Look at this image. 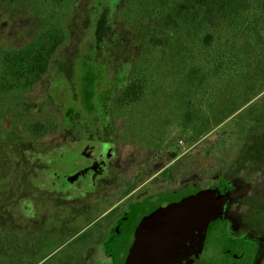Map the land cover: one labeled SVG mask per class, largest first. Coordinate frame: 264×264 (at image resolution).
<instances>
[{"label":"flooded vegetation","instance_id":"obj_1","mask_svg":"<svg viewBox=\"0 0 264 264\" xmlns=\"http://www.w3.org/2000/svg\"><path fill=\"white\" fill-rule=\"evenodd\" d=\"M62 50L60 48L53 55L49 69L53 68V61ZM2 52L3 49L0 50V69ZM71 60L66 62L62 60V63L57 66L59 72L56 78L59 74H63L61 78H68ZM61 78L53 80L51 86L56 98H59V95L64 97V87L65 89L67 87L59 83H62ZM116 78L115 74L108 75L107 86L100 91L104 95L91 97L89 104L85 107L80 106L77 92L71 89L73 91L68 98L63 100L66 105L64 108L67 112V128L63 129V126L62 129L60 128L61 116L57 109L56 113H53L54 122L52 120L50 124L52 130L50 133L40 135L42 127L47 125L49 119L26 124L25 133L35 142L45 136L58 135L61 132L60 140L51 150L36 147L33 152L27 151L26 157L34 155L30 161L14 159L11 162L14 167L25 164L27 174L24 176V172L21 171L19 174H22L24 178L19 182L16 181L17 176L13 172L9 178L12 179L11 185L8 188L7 186L4 189L0 188V258H3L6 252L8 264H31L32 262L44 264L63 250L64 257L61 259V264H117L115 246L127 236L142 217L165 205L199 197L215 200L221 207L219 215L211 219L201 230L202 242L205 246L211 243L220 248L216 253L217 263L262 264L264 261V193L250 192L255 183L250 182V176L253 171L264 169V102L257 103L254 97L238 110L239 112L243 109L245 112L248 110L243 113L247 114L244 115L247 117L244 121L248 124L252 119L259 121V126L255 130L256 133L260 132L259 136L248 139V150L244 155L238 152L239 145L246 138L245 126L248 124L241 127L240 123L236 127L237 132L231 138L232 145L238 144L234 151L230 153L227 150L228 145L216 147L215 167L219 170L215 176L207 180L206 172H203L199 173L198 178H187L186 173L188 175L190 169L189 161L193 155L189 153L190 147L188 150H183L185 153L179 154H177V148L182 147L181 145L185 146L187 141H191V137L183 140V135H179L182 139L178 146L174 139H169V142H161L157 139L158 137L164 139L169 126L178 124V121L180 127L193 134L191 124H185L180 120L185 113H191V107L183 108L184 112L180 113L181 116L178 119L174 116L175 98L168 96L161 97L165 100L163 109L166 107L168 112L159 110V105L147 107L142 104L129 107L131 111L128 109L127 112L117 110L115 107L117 95L126 83L121 85L114 80ZM42 80L31 92L17 94H20L21 98L32 93L42 84ZM60 89L62 92L57 93ZM249 103L248 108H245ZM93 104L98 107L96 112L91 107ZM150 109L153 111L150 112ZM114 112L122 116L133 113L140 115L128 128L120 132L116 129L120 125L119 122L111 118V113ZM237 113L232 116H236ZM70 118L72 123L68 121ZM32 125H34V131L29 128ZM129 135L132 136L135 144H119L121 138H127ZM123 148H127L125 156L122 155ZM144 152L145 158H143ZM202 156L206 157L205 154ZM179 161L183 165L176 175V164ZM36 165L45 176L39 192L34 187L38 172L31 171L32 168H36ZM182 176L185 180H182ZM48 178L50 181L47 180ZM154 181L157 182L153 184L154 189H146L147 184ZM177 183L181 186L176 187ZM48 185L50 196L56 201L63 200V204L68 205L65 209L59 208V204L53 212L54 217L56 216L53 227L57 228L59 240H63V236L67 233L71 234L61 244L58 243L59 240L48 244V241H44L45 234H33L35 229H39L41 233L45 229L34 227L45 216L42 212L44 208L42 201L43 191L47 190ZM114 192L119 195L124 193L116 203H113L111 199L116 196ZM7 202V205H3ZM76 203L77 206H73ZM94 212L96 215L92 219L89 216ZM65 213L74 220L72 222L77 224L64 225L62 217ZM6 216L9 221L7 230L5 225L1 224V221L6 220ZM81 220L82 225L79 224ZM49 247L55 249L39 260L43 250ZM192 258H196L195 254L190 257V260Z\"/></svg>","mask_w":264,"mask_h":264},{"label":"rangeland","instance_id":"obj_2","mask_svg":"<svg viewBox=\"0 0 264 264\" xmlns=\"http://www.w3.org/2000/svg\"><path fill=\"white\" fill-rule=\"evenodd\" d=\"M157 1L159 2V0ZM151 2V0H74L67 22H65L69 38L62 47L63 50L53 61V68H48V73L43 78L42 84L32 93L21 98L19 95L16 100L14 98L11 101L8 96L0 92V188L3 187L4 189L6 186L8 188L11 185L12 179L9 178L13 175V172L17 176L16 181L19 182L27 174L25 172V164L22 163L16 167H14L13 163L11 164L14 159L30 161L34 155L31 154L26 157L25 153L27 151L33 152L36 147L42 150H51L53 146L57 145L61 132H57L58 135L45 136L35 142L32 137L27 136L28 134L25 133L24 129L28 122H40L41 120L49 119L48 121L51 124L52 120L54 122L53 113H56V109L59 110L58 114L61 116L60 120L58 119L60 128L62 126L63 129L67 128V112L64 108L66 106L64 98H68L71 91H73L71 89H75L74 91L77 92L80 105L85 107L89 104V98L92 95L96 97H99V94L104 95L100 91L106 88L105 86H107L106 83L108 82L106 77L108 75L115 74L117 78L114 80L122 85L129 81L134 71L142 66L143 62H147V65L149 63L152 64L150 70L154 71H152L153 80L158 87L161 84V77L171 67L169 81L172 82V88H174V83L177 87L176 81L179 80L178 75L180 72V65L177 63L180 60L175 58L179 51L177 48L186 41L190 44L191 40L188 41L187 39L190 38V28L195 23H191L189 18L185 19L188 24H191L188 27L187 34H185V39L182 40L184 33L178 29L179 18L176 20L179 6H176L177 8L172 6L169 10H165L162 17H160L148 11ZM182 5L185 6L186 1ZM231 5L233 6V3ZM45 25V17L35 7L34 0H0V50L29 44ZM255 34L257 35L251 36L249 41L245 38L237 41L235 46L237 53L240 55L239 58L234 56L232 50L230 51L232 57L229 60L230 63L235 62L233 66L237 75L231 78V81L225 79L222 82H217L216 80V83H205L203 87H206L205 90H208L209 93L206 97L199 99L202 105L201 110H196L194 114L185 113V115L180 117V120L185 124L190 123L195 132L192 134L189 130H184L175 123L169 126L164 139H161V137L157 139L161 142H169V139H174L177 145L180 144L179 141L182 139L179 135H183V140L191 137V141H187L185 146L181 145L182 147L177 148V154L185 153L183 150H188L189 147L191 149L189 153H192L193 156L190 160L189 174L187 175L186 173L187 178H198L199 173L202 174L203 172H206L205 177L207 180L214 177L219 170L218 167H215L216 147L228 145L227 150L229 152L234 151L238 144L232 145L231 138L237 132L236 127L240 123L241 127L244 124H248V122L244 121L247 118L244 117L247 114H243L245 110L243 109L240 112L238 110L254 97L257 103L264 102V61L255 60V57L258 56L257 38L260 33L255 32ZM193 45L197 46L198 43L195 42L191 46ZM187 53L188 61L186 63L185 58H183L182 64L189 66L187 67L186 80L184 81V84L188 85L189 91H187L188 95H179L184 104L188 103V99L191 98L194 89L197 88L198 80L201 78L206 80L207 73L206 63L202 64L200 62L199 64V60L202 57L200 49L193 50L190 48ZM70 59H72L69 65L71 71L70 75H67L68 78H61L63 74H59L56 78L59 72L57 66L62 63V60L66 62ZM246 59H251L250 63ZM226 66L228 67L227 70L231 68L230 64ZM195 72L196 74L192 78ZM219 77L221 76L219 75ZM59 78L62 81V83H59L67 87L66 89L64 87V97L59 95L60 97L56 98L51 86L53 80ZM165 79L167 80L166 77ZM61 92V89L57 91V93ZM213 93L215 95H212ZM256 96L258 97L256 98ZM176 100L178 101L177 98H175ZM249 105L250 103L245 108H248ZM236 112H238L237 115L233 117L232 115ZM111 114V118L119 122L120 125L116 129L120 132L124 128H128L131 122L140 115L133 113L122 116L117 112ZM55 118L57 119L56 116ZM68 121L70 123L73 122L71 118ZM75 124H77L76 121ZM258 126L259 121L254 119L250 120L249 124L245 126L247 128L246 138L239 145L240 151L238 153L240 155H244L247 152L248 139L256 135L259 136L260 132H255ZM133 143V138L130 135L127 138H121L119 142L121 145H132ZM126 154L127 148H123L122 155L125 156ZM203 154L206 157H203ZM143 156L145 158V152ZM201 158L202 161H200ZM37 169L38 166L36 165V168H32L31 171L33 173L38 172L36 175L37 182L34 187L39 192L45 176L40 172V169L38 171ZM21 171L24 172V176L19 174ZM250 177V182H255L250 192L256 191L263 194L264 169L253 171ZM47 180L50 181L49 178ZM182 180H185L184 176H182ZM259 180L261 181L258 182ZM119 181L121 182V179ZM155 183L157 182H150L147 184L146 189H154L155 186L153 184ZM159 185L165 186L166 184ZM44 186L46 187V185ZM179 186L181 185L177 183L176 187ZM48 189L49 185L47 190L44 189L43 191L44 199L42 204L44 208L42 212L45 216L42 221L39 217L40 223L35 224L34 227L45 229L42 233L39 229H35L33 234H45L46 238H44V241H48V244H51L52 241L60 239L56 233L57 228L53 227V224H55L54 219L56 218L53 212L59 204V208L65 209L68 205L63 204V200H54L50 196ZM123 194L119 195L114 192L116 196L111 198L112 202L116 203ZM34 195H37V193H34ZM5 204L7 205L8 202L3 203V205ZM73 206H77V203L73 204ZM95 215L96 212L89 217L93 219ZM62 221L64 225L77 224L72 222L74 220H71L66 213L63 214ZM1 224L5 225L7 230L9 226L7 216L5 221H1ZM79 224L82 225V220ZM5 234L7 235V232ZM70 235V233H67L63 236V240H59L58 243H64ZM54 249L52 247L45 248L38 259H42L46 253ZM62 253L63 250L44 264H61V259L64 257ZM35 263L32 262L31 264ZM0 264H8L6 252L4 257L0 258ZM262 264H264V261Z\"/></svg>","mask_w":264,"mask_h":264},{"label":"trees","instance_id":"obj_3","mask_svg":"<svg viewBox=\"0 0 264 264\" xmlns=\"http://www.w3.org/2000/svg\"><path fill=\"white\" fill-rule=\"evenodd\" d=\"M151 1L148 11L160 17H162L165 10H169L172 6L174 8L179 6L176 20L179 18L178 29L184 33L182 40L185 39V34L188 32L190 24L195 23L191 26V36L187 39L188 41L191 40L190 44L186 41L177 48L179 51L175 58L180 60L177 62L180 65L179 80L176 81L177 87L174 83V88H172V82L169 81L171 67L161 77V84L158 87L153 80V70H150L152 64L149 63L147 65V62H143L142 66L134 71L132 77L117 95L115 104L117 110L120 109L123 112H127L128 109L130 110L129 107H136L138 104H142L147 107L159 105V110L168 112L166 107L163 109L165 100L161 99V97L174 96V98L178 99V101H175L174 116L179 119L180 113L184 112L183 108L188 109L190 107L191 114H194L196 110L202 108L201 100L199 101V99L206 97L209 93L208 90H205L206 87H203L205 83H216V80L217 82H222L225 79L231 81V78L237 75L233 66L235 62L230 63L229 60L232 57L230 51L232 50L234 56L239 58L240 55L236 51L235 44L241 38L249 41L251 36L257 35L255 32L260 33L257 38L258 56L255 57V60L264 61V0ZM185 1L186 5L183 6L182 4ZM73 2L74 0H34L35 7L45 17L46 25L29 44L21 47H8L3 49L1 53L0 92L8 96L10 101L20 95L17 93L31 92L47 73L53 55L64 46L68 39L65 22H67ZM232 3L233 6L231 5ZM186 18L191 19L190 24L185 21ZM204 39L205 41L203 42ZM195 42L198 45L191 46ZM190 48L193 50L200 49L202 57L199 60V64L200 62L202 64L206 63L207 73L206 80L202 78L198 80L197 88L194 89L191 98L188 99L189 103L184 104L179 95H188V85L186 86L184 81L186 80V70L189 66L182 64V61L185 58L187 63V52ZM246 60L249 63L251 61V59ZM229 64L231 68L227 70L228 67L226 65ZM196 72L192 78H194ZM215 74L216 77L214 78ZM199 77L201 76L199 75ZM212 95H215V93ZM91 97H94V95ZM80 106L83 107L82 105ZM91 107L94 112L98 110L95 104L91 105ZM149 111L152 112L153 110L150 109ZM33 126L29 127L31 131H34ZM51 131L50 122L48 121L47 125L42 127L40 135ZM182 165L180 161L176 164V175L182 169Z\"/></svg>","mask_w":264,"mask_h":264},{"label":"water","instance_id":"obj_4","mask_svg":"<svg viewBox=\"0 0 264 264\" xmlns=\"http://www.w3.org/2000/svg\"><path fill=\"white\" fill-rule=\"evenodd\" d=\"M220 211L215 200L199 197L157 208L115 246L117 264H218L220 248L205 246L201 230Z\"/></svg>","mask_w":264,"mask_h":264}]
</instances>
